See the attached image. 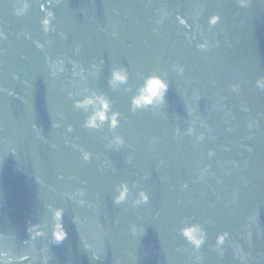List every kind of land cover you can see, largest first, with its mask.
Listing matches in <instances>:
<instances>
[{"label":"water","instance_id":"1","mask_svg":"<svg viewBox=\"0 0 264 264\" xmlns=\"http://www.w3.org/2000/svg\"><path fill=\"white\" fill-rule=\"evenodd\" d=\"M29 2L17 16L18 0H0L3 243L31 251L28 264L45 255L48 264H200L198 255L202 264H264V91L255 87L264 76V0L247 9L236 0H61L48 34L39 3ZM214 14L221 21L210 29ZM205 38L212 47L200 51ZM58 61L65 72L53 75ZM120 66L131 91L108 85ZM81 69L85 78L74 77ZM152 73L168 82L165 103L133 113L131 97ZM85 87L113 101L115 132L82 126L87 113L68 94ZM115 135L124 144L109 149ZM122 182L131 196L117 206ZM140 190L149 203L134 207ZM55 207L67 233L59 244L46 227ZM186 220L207 232L200 253L179 235ZM36 223L48 235L31 241ZM225 231L221 256L215 240Z\"/></svg>","mask_w":264,"mask_h":264},{"label":"clouds","instance_id":"2","mask_svg":"<svg viewBox=\"0 0 264 264\" xmlns=\"http://www.w3.org/2000/svg\"><path fill=\"white\" fill-rule=\"evenodd\" d=\"M40 5V11L44 13L43 18L40 20V24L45 34L53 31V21L56 19L55 11H53V6L59 4L61 0H37ZM19 6H14L15 14L17 16H24L29 8V0H18ZM252 0H236V4L240 8L247 9L251 6ZM168 13L164 14V17H167ZM177 20L180 26L184 28H189L187 20L177 16ZM221 21V17L218 14H214L209 17L208 25L209 28L215 27ZM203 35V33H201ZM189 42H193L197 39L195 35L187 37ZM0 39H6L4 33L0 31ZM43 47V45H40ZM196 47L200 51L209 50L212 45L205 38L203 42L197 43ZM94 72L92 75L99 73L100 69L96 65H93ZM175 70L180 74H183V67L175 66ZM64 73L65 68L63 66V61H58L56 64L52 65L53 75L56 73ZM73 76H79L81 79H84V72L81 69L79 72H73ZM130 74L126 67H114L111 69L110 76L108 79L109 87L115 92L121 88L124 91H131V88L128 87ZM255 87L261 91H264V76H260L255 81ZM168 82L167 80L156 73H152L143 78L142 84L136 89L135 94L131 97L130 101V110L135 113L137 111H146L149 109H158L161 108L165 103V96L168 92ZM233 92L239 91L238 85L232 86ZM69 99L73 100V107L77 110H82L84 113H87L83 121V127L89 130L100 131L105 125H107L109 131L115 132L120 126V117L121 114L118 111L113 110V101L105 94L100 93L95 90L89 89L87 87L82 89L80 93H69ZM72 126H68V131L71 132ZM192 133V129H188V134ZM124 140L121 136L115 135L108 143V148L119 149L123 146ZM82 157L84 161L91 160V153L87 151H82ZM80 196L84 195L83 191L79 192ZM131 196V190L127 183H120L115 186L113 203L117 206L125 204L129 201ZM150 200L149 194L140 190L135 199L132 201L134 207H139L141 205L148 204ZM83 204V201H80ZM49 208H52L49 205ZM63 215L64 209L55 207L52 209L51 223L46 226L49 229L51 234V242L54 244L61 243L66 237L67 233L64 230L63 225ZM250 219H252L250 217ZM74 222L76 220L74 218ZM45 226H42L40 223L32 224L27 229L31 241H36L38 238H42L48 235V232L45 231ZM179 235L184 238L187 244L192 246V249L195 253H200V250L207 242V232L204 227L199 223H193L189 221H184L183 226L179 229ZM7 237L0 236V264H28V262L33 261V255L31 251H24L21 254H16L13 247H9L4 244L3 241ZM14 239V237H13ZM229 239L228 232H222L216 236L215 240V251L219 252L223 256V248L225 242ZM25 245H28V241H25ZM42 252H46L47 249H41ZM49 257L47 255L43 258V264H48ZM197 260L202 264L203 256L198 255Z\"/></svg>","mask_w":264,"mask_h":264}]
</instances>
